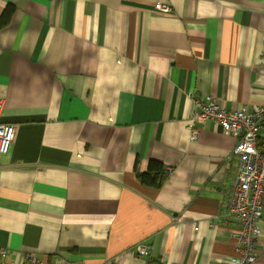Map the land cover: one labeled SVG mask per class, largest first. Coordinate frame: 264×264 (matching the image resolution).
<instances>
[{"label": "crops", "instance_id": "0c3cea01", "mask_svg": "<svg viewBox=\"0 0 264 264\" xmlns=\"http://www.w3.org/2000/svg\"><path fill=\"white\" fill-rule=\"evenodd\" d=\"M197 98L264 104V0H0L5 260L237 264V137L207 120L191 138ZM151 159L162 187L138 177Z\"/></svg>", "mask_w": 264, "mask_h": 264}, {"label": "built area", "instance_id": "2783aa9c", "mask_svg": "<svg viewBox=\"0 0 264 264\" xmlns=\"http://www.w3.org/2000/svg\"><path fill=\"white\" fill-rule=\"evenodd\" d=\"M163 11L171 10L169 3H156ZM199 112L191 119L188 127L191 138L198 136L199 130L194 121H216L221 129L237 137L233 155L237 157L236 181L231 190L226 215L237 228L231 235L237 240L238 256L233 258L237 264L252 263L257 260L260 237L264 234L260 219L264 211V149L258 146V137L264 129V104L247 108L228 110L217 100L195 99ZM4 100L0 99V153H8L15 135V125L1 121ZM139 255L151 253V245L139 242L134 246ZM7 250L0 248V264H9ZM22 264H47L46 260L34 252H27Z\"/></svg>", "mask_w": 264, "mask_h": 264}, {"label": "trees", "instance_id": "16d2710c", "mask_svg": "<svg viewBox=\"0 0 264 264\" xmlns=\"http://www.w3.org/2000/svg\"><path fill=\"white\" fill-rule=\"evenodd\" d=\"M166 172V169L160 161L151 159L149 168L137 174L144 185L162 187L168 177Z\"/></svg>", "mask_w": 264, "mask_h": 264}, {"label": "bare ground", "instance_id": "6f19581e", "mask_svg": "<svg viewBox=\"0 0 264 264\" xmlns=\"http://www.w3.org/2000/svg\"><path fill=\"white\" fill-rule=\"evenodd\" d=\"M139 243V242H138ZM137 244V243H136ZM148 256V255H147Z\"/></svg>", "mask_w": 264, "mask_h": 264}]
</instances>
